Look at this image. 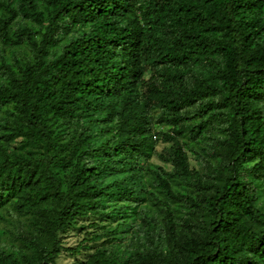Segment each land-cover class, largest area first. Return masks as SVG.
Returning a JSON list of instances; mask_svg holds the SVG:
<instances>
[{
  "label": "trees",
  "instance_id": "obj_1",
  "mask_svg": "<svg viewBox=\"0 0 264 264\" xmlns=\"http://www.w3.org/2000/svg\"><path fill=\"white\" fill-rule=\"evenodd\" d=\"M2 110L0 208L30 213L36 231L24 259L0 248L4 264L78 254L61 239L77 219L110 223L81 264H264V0H0ZM162 122L192 141L217 134L216 181L197 179L179 233L165 204L167 244L131 250L139 162ZM167 138L166 161L193 176Z\"/></svg>",
  "mask_w": 264,
  "mask_h": 264
},
{
  "label": "rangeland",
  "instance_id": "obj_2",
  "mask_svg": "<svg viewBox=\"0 0 264 264\" xmlns=\"http://www.w3.org/2000/svg\"><path fill=\"white\" fill-rule=\"evenodd\" d=\"M193 70L199 71L201 67H193ZM2 113L3 110L0 112V116ZM172 127L171 123L164 122L152 125L149 156L146 160L139 162L143 169L147 198L140 206V211H138L135 219H128L133 223L136 232L134 234L128 232L126 236L124 235L125 237L121 239L123 240L121 247L129 244L130 249L133 250L150 245L161 248L167 244L166 236L161 239L157 237L165 221V204H169L173 210L176 230L179 233L183 230L184 221L190 219V211L192 210L185 197H194L200 191L197 186L199 184L197 179H200L203 185L216 181L220 155L219 149L215 146L217 134L209 129L203 138L192 141L188 134H175ZM172 135L179 139L182 145V151L187 157L188 169L193 173L191 177L180 174L179 164L173 160L170 161L172 159L171 146L174 142L168 140L167 136ZM167 158L170 160L166 161ZM158 175L167 179L171 194L175 195L173 198L157 185ZM261 186L264 188V184ZM259 201L264 202V192L260 194ZM90 223L92 222L77 219L71 227L65 230L61 236L62 244L69 248H81L78 254L62 251L55 260L57 264H81L95 248L103 245L101 241L93 242L91 238L96 232L103 231L110 223L102 221L98 228L90 226ZM30 232H36L34 220L30 213L18 211L11 204H6L0 208V248L5 252H13L14 256L19 259L26 258L30 255V251L23 246V241ZM161 234L164 236V233ZM151 238L153 240L150 242ZM0 264H4L2 258H0Z\"/></svg>",
  "mask_w": 264,
  "mask_h": 264
}]
</instances>
